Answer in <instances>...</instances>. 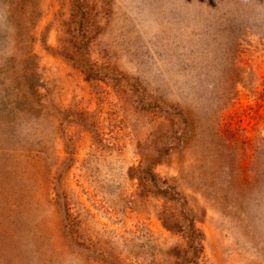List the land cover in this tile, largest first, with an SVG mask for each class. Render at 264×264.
I'll use <instances>...</instances> for the list:
<instances>
[{
  "label": "rangeland",
  "instance_id": "374dc122",
  "mask_svg": "<svg viewBox=\"0 0 264 264\" xmlns=\"http://www.w3.org/2000/svg\"><path fill=\"white\" fill-rule=\"evenodd\" d=\"M11 1L0 264H264V0H26V30ZM34 153L23 224L7 195Z\"/></svg>",
  "mask_w": 264,
  "mask_h": 264
},
{
  "label": "trees",
  "instance_id": "16d2710c",
  "mask_svg": "<svg viewBox=\"0 0 264 264\" xmlns=\"http://www.w3.org/2000/svg\"><path fill=\"white\" fill-rule=\"evenodd\" d=\"M26 2H27L26 0H12L6 6L8 19L13 18L15 13L21 14L20 16L23 17V18H21V22L20 23H21V25H23L22 26L23 29L26 28L28 23H30V20H31L32 15H33V11H31L28 8V5L26 4ZM24 30H26V29H24ZM21 37L24 38V37H26V35L23 34V36H21ZM238 47H239V45L237 43V47H236V45L234 47L236 55H237ZM33 73H34V71H33ZM231 84L232 83L226 82L225 84L222 85V87H221L222 88V91H221L222 94H220V96L222 95L221 99L225 98L227 95L230 94L226 87H227V85L230 86ZM31 90L34 91V88H31ZM38 107H39V109L36 110L37 113L44 112V110L42 109L43 106L40 104V101H39ZM32 113L27 112L26 113L27 116L24 113L25 118L28 119V117H30L33 120L37 119V115L38 114H32ZM44 160H46L45 157H40L37 153H34L31 156H27V159H25V161L23 163H21L20 167L23 170V172L26 173L25 180H23L24 181L23 182L24 185L22 184V188H19L18 192L14 191V188H12V186H11V192L7 195L9 207H10L11 211H13V212L11 213L10 211L9 212L7 211L6 213L10 217L12 216L11 220H15V222L20 220L21 219L20 215H21L22 211L25 208L27 209L30 206V204L32 203V201H33V192H32L33 188L30 185L29 180H32V179L34 180L35 179V182L38 183L39 178L43 175V174H40V172L43 173V171H41L42 169L37 168V165L44 164L43 163ZM34 168H37V171H36L37 173L35 172L36 174H34V176H33V174H31V171ZM44 174L48 175L47 181L49 180V183L51 184V190L54 193V198L53 199L54 200L56 198L58 199L59 196L61 195L59 193V191H58V185H60V182L58 180L59 174H56L57 175L56 177L52 176L53 178H51L50 173L48 171H47V173H44ZM33 177H35V178H33ZM62 195L64 197V203L66 205V210L69 211V206H70L69 199H68L67 195H65V194H62ZM5 203H6V201H5ZM5 203H4V201H0V214L2 212H4V210H5V207H6V206H4ZM66 217H67L66 218L67 220H66V222L63 225V228H64L63 231L66 233L63 236L65 238V243L67 244L68 241H69L72 244L78 245V242H80L79 241L80 240V236L78 234V222H76L74 220V217H73L72 213L67 212L66 213ZM23 220H25V219L23 218L20 221L24 224L25 222ZM15 228H17L16 225H15ZM66 237H68V239ZM34 253H37V252L34 251ZM52 255L53 254L51 252V254L49 256L45 257L44 260H45L46 264L57 263L56 261H54Z\"/></svg>",
  "mask_w": 264,
  "mask_h": 264
}]
</instances>
